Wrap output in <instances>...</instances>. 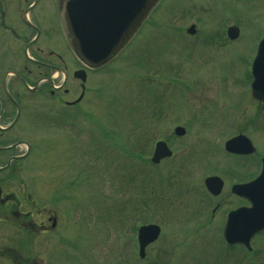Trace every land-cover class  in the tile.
<instances>
[{
  "label": "rangeland",
  "instance_id": "374dc122",
  "mask_svg": "<svg viewBox=\"0 0 264 264\" xmlns=\"http://www.w3.org/2000/svg\"><path fill=\"white\" fill-rule=\"evenodd\" d=\"M154 9L149 20L156 22L157 39L153 37L151 42L137 43L149 35L151 27L148 23L137 32L121 55L92 71L91 84L95 86L91 92L92 101H87L92 109L88 119L86 115L77 116V123L68 130L38 128L40 125L34 124L32 132L23 134L27 135V142L33 144V150L15 163L13 173L16 175L2 185L5 193L14 192L17 197L27 192L30 200L36 199L37 206L32 203L0 205V217L4 213L11 219L0 220V264H12L10 249L18 244L15 239L22 246L18 250L23 256L35 258L40 264H97V259L105 255L97 248V238L91 240L88 231V240L78 236L75 225L71 227V224L81 219L78 224L86 226V217L102 212L103 207L114 213L108 221L115 220L120 228L121 237L112 242L111 249L112 259L117 264L118 260L119 264H186V258L192 264H264V230L251 239L250 252L232 247L225 253L224 246L218 241L225 211L244 203L229 191L228 183L219 196L208 198L209 203H183V198L190 197L182 196V193L173 196L177 189H182L204 197L202 179L211 173L220 174L226 168L234 171L232 174L227 171L229 183L258 171L259 162L255 156L240 160L244 162L243 167L236 168V159L225 155L223 142L231 135L243 132L255 143L256 152L264 154V104L249 93L250 63L263 35L264 0H160ZM173 17L179 24L170 23ZM191 23L195 24L197 31L188 37L185 29ZM222 24L223 27L236 24L238 37L231 42L222 38L223 45L217 38L215 45L205 46L206 36L219 31L218 26ZM165 37L170 42H163ZM139 52L146 59H140L142 54ZM155 66H162L163 74L159 78L152 75ZM173 67L181 71L174 73ZM149 79L154 80L151 85L147 84ZM163 83L168 85L172 98L167 90H163ZM152 96L164 101L154 108V116L150 115ZM85 103L86 99L83 105ZM118 107H125L123 116L117 112L119 118L110 117L111 109ZM134 107H137L133 111H137V116H125ZM176 125L184 126L185 135L174 136L172 131ZM131 129L134 130L132 133ZM133 133L134 140L128 141ZM91 138L106 147L100 146L98 151L85 153ZM160 138L167 142L175 156L163 159L158 168H152L154 166L149 162L144 164L140 157L127 156L131 146L135 149L138 146L139 150L149 153L145 156L146 160L149 159L153 143ZM69 140H72L71 144ZM14 150L21 153L25 145ZM177 154L182 155L176 157ZM248 160L254 161L253 168L247 167ZM122 161L123 166H120ZM198 162L202 165H198V171H202L191 173L190 178L185 170H190L189 165ZM145 165L156 173V177L148 176L154 179L153 186L149 181L142 185L146 179ZM106 171L122 190L120 200L113 198L110 205H107L102 191ZM164 172L168 181L161 179ZM129 173L131 176L135 174L138 192L137 189L131 193L127 191V185L132 183L127 178ZM88 179L92 184L87 185ZM20 187L25 191H20ZM133 192L135 197L139 194V201L147 203L148 207L142 206L137 199L132 200ZM128 198L131 201L126 203ZM160 206L165 208V213L158 209ZM181 206L190 214V220L186 219V222L182 221L184 211L179 210ZM10 207L13 210L19 208L23 211L21 213L32 212L27 218L31 224L37 222L38 217L34 214L39 210L41 213L51 211L59 216L57 228L42 234L36 230L27 231L31 229L28 224L16 226L19 218L10 214ZM77 212L82 218L71 220ZM97 221L104 224V217ZM150 221L159 222L161 232L146 248L148 261L140 260L139 263L135 228ZM136 222L138 225L135 226ZM16 234L21 235L17 237ZM41 237L42 242L37 243ZM209 246L213 247L211 251ZM208 253L213 257L207 256ZM257 258L262 260L258 263Z\"/></svg>",
  "mask_w": 264,
  "mask_h": 264
},
{
  "label": "flooded vegetation",
  "instance_id": "af4514ba",
  "mask_svg": "<svg viewBox=\"0 0 264 264\" xmlns=\"http://www.w3.org/2000/svg\"><path fill=\"white\" fill-rule=\"evenodd\" d=\"M62 1L0 0V205L36 204L35 200H30L27 192L17 197L14 192L4 191L2 182L12 181L14 174L11 165L6 166L16 153L14 148L19 145L13 141H27V135L23 134L32 132L34 124L61 122L63 118L77 123V116H88L92 111L87 101L92 100L90 76L94 69L81 62L77 53L69 47L70 36L65 29ZM79 69L85 71L84 80L76 75ZM30 150L31 147L24 156H28ZM22 153L25 151L17 154L20 156ZM225 155L236 159V168L244 164L243 161L238 164V158L243 160L254 156L259 168L264 156H256V151L247 155ZM253 162L248 160L249 169L254 167ZM220 176L223 180L221 190H225V183L230 187L232 183L252 179L254 173L249 177L233 179L230 183L226 178L227 170L220 172ZM20 189L25 191L23 187ZM9 212L19 218L16 220L19 226L28 224L31 229L26 230H36L38 234L55 230L58 223L57 216L51 211L41 213L39 210L34 214L38 220L32 224L27 219L32 212L21 213L22 210L16 208L15 211L12 207ZM6 215L3 213L0 220L10 221ZM21 234L16 236L20 237ZM39 241L42 242V237ZM14 242L19 241L15 239ZM13 247L15 249H10L12 264H40L35 258L23 256L18 250L22 246L16 244Z\"/></svg>",
  "mask_w": 264,
  "mask_h": 264
},
{
  "label": "water",
  "instance_id": "95a60500",
  "mask_svg": "<svg viewBox=\"0 0 264 264\" xmlns=\"http://www.w3.org/2000/svg\"><path fill=\"white\" fill-rule=\"evenodd\" d=\"M154 2L155 0H65V18L71 33L72 47L86 62L97 65L116 52L128 39ZM188 32H193V26ZM227 33L230 38H235L238 29L229 27ZM251 72V93L253 97L264 102V37L258 44ZM175 132L182 134L184 129L178 126ZM225 149L250 153L254 147L247 137L238 135L225 142ZM170 154L166 144L158 141L151 159L158 162L161 157ZM205 184L214 194L221 188L218 177L206 178ZM232 191L247 197L251 206L231 212L227 221L226 238L229 242L241 241L248 245L252 234L264 226V161L262 170L255 179L233 186ZM158 232L159 227L155 224L139 228L141 255L144 245L155 239Z\"/></svg>",
  "mask_w": 264,
  "mask_h": 264
},
{
  "label": "trees",
  "instance_id": "16d2710c",
  "mask_svg": "<svg viewBox=\"0 0 264 264\" xmlns=\"http://www.w3.org/2000/svg\"><path fill=\"white\" fill-rule=\"evenodd\" d=\"M128 154L129 155H127V156H131V157H133L134 156V153L132 152V150L131 151H129L128 152ZM115 170L116 169H114V172H115ZM112 172H113V170H112ZM147 176V175H146ZM127 178L132 182L130 185L128 184L127 185V191L128 192H132V191H135L136 189H137V192H138V187L136 186V180H135V174L134 175H130V173H129V175L127 176ZM128 179H127V181H128ZM146 180H148V181H150V179L147 177L146 179H144L143 181H142V185H146ZM115 184H117V187H115V189L113 188V186L115 185ZM136 186V187H135ZM122 190H121V188H120V185L118 186V183H116V181L113 179H111V182H110V184H109V186H108V188L106 189V190H104V192H103V194H104V198L106 199V203H108V205H110L111 203H112V201L111 200H113V198L114 199H117V200H120V198L122 197V192H121ZM142 192V191H141ZM133 195H131V197H132V200H134V199H137V200H139V198H140V195H138V197H135V195H136V193L135 192H133L132 193ZM107 199H108V201H107ZM126 201V203H128V202H130L131 201V199L130 198H128V199H126L125 200ZM104 212L108 215V216H113L114 215V213H110V211H109V208H105L104 209Z\"/></svg>",
  "mask_w": 264,
  "mask_h": 264
}]
</instances>
